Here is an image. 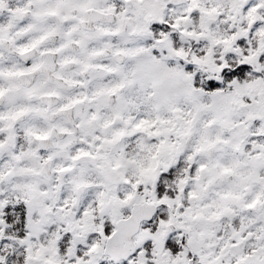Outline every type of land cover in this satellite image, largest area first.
<instances>
[{
  "label": "snow or ice",
  "instance_id": "snow-or-ice-1",
  "mask_svg": "<svg viewBox=\"0 0 264 264\" xmlns=\"http://www.w3.org/2000/svg\"><path fill=\"white\" fill-rule=\"evenodd\" d=\"M0 264H264V0H0Z\"/></svg>",
  "mask_w": 264,
  "mask_h": 264
}]
</instances>
